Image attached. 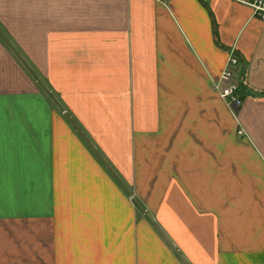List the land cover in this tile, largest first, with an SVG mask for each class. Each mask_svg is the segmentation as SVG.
I'll use <instances>...</instances> for the list:
<instances>
[{
	"label": "crops",
	"instance_id": "obj_1",
	"mask_svg": "<svg viewBox=\"0 0 264 264\" xmlns=\"http://www.w3.org/2000/svg\"><path fill=\"white\" fill-rule=\"evenodd\" d=\"M0 264H264V20L0 0Z\"/></svg>",
	"mask_w": 264,
	"mask_h": 264
},
{
	"label": "built area",
	"instance_id": "obj_2",
	"mask_svg": "<svg viewBox=\"0 0 264 264\" xmlns=\"http://www.w3.org/2000/svg\"><path fill=\"white\" fill-rule=\"evenodd\" d=\"M250 8L251 12L264 20V0H234ZM237 58L233 53L227 58V67L220 73V80L225 84L218 89L219 96L232 106L238 105L239 98L235 94L237 87Z\"/></svg>",
	"mask_w": 264,
	"mask_h": 264
},
{
	"label": "rangeland",
	"instance_id": "obj_3",
	"mask_svg": "<svg viewBox=\"0 0 264 264\" xmlns=\"http://www.w3.org/2000/svg\"><path fill=\"white\" fill-rule=\"evenodd\" d=\"M132 197H135V195L133 194V195H131Z\"/></svg>",
	"mask_w": 264,
	"mask_h": 264
}]
</instances>
